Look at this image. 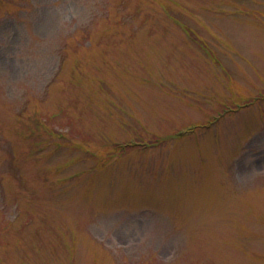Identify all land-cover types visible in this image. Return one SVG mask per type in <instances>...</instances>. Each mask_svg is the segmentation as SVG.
I'll list each match as a JSON object with an SVG mask.
<instances>
[{
	"label": "rangeland",
	"instance_id": "374dc122",
	"mask_svg": "<svg viewBox=\"0 0 264 264\" xmlns=\"http://www.w3.org/2000/svg\"><path fill=\"white\" fill-rule=\"evenodd\" d=\"M0 264H264V0H0Z\"/></svg>",
	"mask_w": 264,
	"mask_h": 264
}]
</instances>
